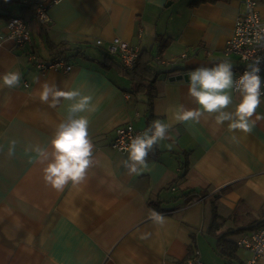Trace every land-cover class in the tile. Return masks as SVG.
<instances>
[{
  "label": "crops",
  "instance_id": "0c3cea01",
  "mask_svg": "<svg viewBox=\"0 0 264 264\" xmlns=\"http://www.w3.org/2000/svg\"><path fill=\"white\" fill-rule=\"evenodd\" d=\"M0 1V77L22 74L18 88L0 80V264H182L196 252L205 264L252 259L238 242L264 225V120L250 133L218 125L214 114L181 122L179 106L199 105L188 80L171 81L225 60L238 65L224 48L245 12L244 0H60L49 7L46 25L22 9L41 0ZM257 2L264 16V0ZM14 15L29 22L31 45L17 47L7 36ZM115 38L142 52L149 72L139 92L106 61L114 56L108 46ZM93 48L102 57L88 54ZM34 52L45 63L64 59L72 70L41 73L30 60ZM44 83L79 90L94 107L80 114L90 122L94 164L82 183L69 182L63 191L45 182L47 162L36 149L52 151L71 102L56 108L41 102ZM240 99L233 93L229 110ZM261 100L257 114L264 115ZM154 120L169 125V138L154 146L147 168L129 174L123 167L129 153L112 148L117 129L133 124L144 131ZM150 209L162 213V225L149 218ZM224 235L236 246L232 263L217 249Z\"/></svg>",
  "mask_w": 264,
  "mask_h": 264
},
{
  "label": "clouds",
  "instance_id": "9594fccd",
  "mask_svg": "<svg viewBox=\"0 0 264 264\" xmlns=\"http://www.w3.org/2000/svg\"><path fill=\"white\" fill-rule=\"evenodd\" d=\"M264 57H256L247 65L244 73L238 78L233 71V64L225 60L211 67L200 66L188 74L189 95L199 105L198 108L187 110L182 105L177 110L176 119L181 122L199 123L205 114H214L218 125L228 124L230 131L240 130L250 133L257 121L264 120V115L257 114L262 103V77L260 65ZM8 89L18 88L22 74L9 71L0 77ZM239 93L240 102L234 110H229L234 104L233 93ZM40 100L56 108L65 102L68 106L67 117L61 122L51 141L52 151L37 148L36 152L41 162H47L44 169V180L57 191H63L71 182L75 187L86 179L87 170L93 166V143L89 136V119L80 115L94 110L92 97L82 95L79 90H61L55 84L44 83L40 92ZM255 117V119H252ZM170 127L160 120L152 121L146 130L131 138L128 145V158L123 161V167L129 174H139L147 168V157L154 151V146L169 138ZM236 142V137H232ZM16 141L10 142L9 155L13 154ZM149 218L155 224L162 225L165 221L162 213L149 210ZM147 235L142 239H146Z\"/></svg>",
  "mask_w": 264,
  "mask_h": 264
},
{
  "label": "built area",
  "instance_id": "2783aa9c",
  "mask_svg": "<svg viewBox=\"0 0 264 264\" xmlns=\"http://www.w3.org/2000/svg\"><path fill=\"white\" fill-rule=\"evenodd\" d=\"M60 0H41L35 4V18L42 25L50 23L49 7L58 3ZM245 12L239 16L235 22L233 35L226 41L224 53L227 56H234L238 60V65L234 68V74L238 78L256 57H264V16L258 10L257 0H244ZM7 36L17 47H25L32 44V30L29 22L21 16H11L7 24ZM98 47H103L104 42L98 40ZM108 53L117 56L121 64L132 69L139 57L140 48L132 46L120 38H115L109 43ZM186 55H183L185 58ZM30 60L41 73L50 70H64L70 72L72 66L67 65L61 58H55L49 63L40 60L34 52L30 55ZM261 77L264 80V63L260 65ZM261 91L264 92V83ZM235 93V92H234ZM133 124H127L117 129L116 137L112 143V148L121 152H128V145L131 138L142 133ZM238 246L248 249L253 253L252 259L246 264H258L264 258V225L252 231L251 234L243 236ZM195 257L188 259L182 264H205L195 253Z\"/></svg>",
  "mask_w": 264,
  "mask_h": 264
},
{
  "label": "trees",
  "instance_id": "16d2710c",
  "mask_svg": "<svg viewBox=\"0 0 264 264\" xmlns=\"http://www.w3.org/2000/svg\"><path fill=\"white\" fill-rule=\"evenodd\" d=\"M210 2V3H216L219 0H198V2ZM38 2H35L29 6L23 7V10H28V11H33L35 12V4ZM5 2L4 1H0V5H4ZM82 52V50H80ZM141 58H142V52H140L139 57L137 59V62L135 64V66L132 69H128L124 66L121 65L119 59L116 58V56H110L107 55L106 56V61L110 62V66H115L116 68H118V70L125 74L126 76L130 77L131 79H133V81H135L134 83V87H133V92H139L142 88L145 87V85L143 84V79L142 77L144 76L145 73L149 72V69L147 68L146 62L141 64ZM103 67H108L107 62L103 63ZM199 193V192H198ZM194 195L191 196V198ZM214 222L212 224V227H214ZM236 246L234 244H232L231 242L227 241L225 239V235L220 237L217 243V249L220 252V254L226 258L230 263H232V261H234L235 255H234V251H235Z\"/></svg>",
  "mask_w": 264,
  "mask_h": 264
},
{
  "label": "rangeland",
  "instance_id": "374dc122",
  "mask_svg": "<svg viewBox=\"0 0 264 264\" xmlns=\"http://www.w3.org/2000/svg\"><path fill=\"white\" fill-rule=\"evenodd\" d=\"M169 3V2H168ZM62 51H64L65 52V56H67L68 58H72L73 57V55H74V51L72 52V51H65V49H63ZM87 51H89L88 52V54H90L91 56H93V57H95V56H100V57H102V55H101V53H99V51L98 50H96V49H90V50H88L87 49ZM56 52H58V51H56ZM60 53H62V52H60ZM153 66H154V64H153Z\"/></svg>",
  "mask_w": 264,
  "mask_h": 264
},
{
  "label": "water",
  "instance_id": "95a60500",
  "mask_svg": "<svg viewBox=\"0 0 264 264\" xmlns=\"http://www.w3.org/2000/svg\"><path fill=\"white\" fill-rule=\"evenodd\" d=\"M188 80V75H179V76H176L174 78L171 79V81H174V80Z\"/></svg>",
  "mask_w": 264,
  "mask_h": 264
}]
</instances>
